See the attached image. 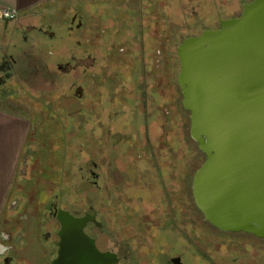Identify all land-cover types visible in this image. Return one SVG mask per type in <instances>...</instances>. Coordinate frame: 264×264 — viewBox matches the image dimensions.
I'll return each mask as SVG.
<instances>
[{
	"label": "flooded vegetation",
	"instance_id": "obj_1",
	"mask_svg": "<svg viewBox=\"0 0 264 264\" xmlns=\"http://www.w3.org/2000/svg\"><path fill=\"white\" fill-rule=\"evenodd\" d=\"M85 1L0 18V102L29 124L1 215L0 264H52L77 239L108 264H264V237L221 231L196 207L201 166L172 149L163 155L165 135L180 125L163 108V63L151 58L158 22L148 72L141 4L134 18L123 6L118 20Z\"/></svg>",
	"mask_w": 264,
	"mask_h": 264
},
{
	"label": "water",
	"instance_id": "obj_2",
	"mask_svg": "<svg viewBox=\"0 0 264 264\" xmlns=\"http://www.w3.org/2000/svg\"><path fill=\"white\" fill-rule=\"evenodd\" d=\"M218 26L177 48L182 107L205 156L193 196L213 227L264 237V0ZM74 241L52 264L108 262L91 240Z\"/></svg>",
	"mask_w": 264,
	"mask_h": 264
},
{
	"label": "rangeland",
	"instance_id": "obj_3",
	"mask_svg": "<svg viewBox=\"0 0 264 264\" xmlns=\"http://www.w3.org/2000/svg\"><path fill=\"white\" fill-rule=\"evenodd\" d=\"M251 1L252 0H112L111 2L113 4L108 6L104 5L106 0H89L84 2L86 3L85 8L88 11L94 12L98 5L107 11L109 17L117 18L118 20L122 16L121 14L123 11H121V9L123 6H126V14H130V17L134 18L137 14L135 8L139 3L142 7L141 12L144 13L142 16L143 23L148 26L156 21L158 22L156 28H158L159 34V38L157 39V50L159 54L156 55L155 52H153L151 58L154 60L159 56L157 58L158 65L163 63V67H157L158 70L156 71L157 74L161 73L160 75L162 77V86L165 93L163 108L165 112L168 113V116H173V120L176 121L177 119L180 125L178 131L173 130L165 135V138L168 137V139L164 145L163 155H168L167 152L172 149L174 155L182 158L181 161H183V159H185L186 162L188 159H190V161L193 160L196 169H198L204 161V155L199 151L197 144L190 138L189 115L182 107V94L176 85V77L179 72L176 48L186 39L199 36L203 31L217 28L220 20L238 17L243 10V6ZM65 2L66 0L62 3H55L47 7L52 8L61 4L63 5ZM132 26L133 35L141 36V32L139 28H136L134 21ZM154 28L155 26L153 25L152 27L151 25L149 35L146 30L142 32L144 42L146 43L144 44L146 51L144 59L149 64L148 66L146 65V70L148 72L154 68H152V64L150 63L151 58H149L150 56L148 55L151 53V50H155L154 45L156 40H154V37L156 33L153 31ZM56 32L63 34L64 30H59L57 28ZM151 99L153 98L151 97ZM0 106L27 117L24 111L14 107L13 104L4 105L0 102ZM153 134L155 136L154 123L152 122L149 136H153ZM77 136L78 135L75 137ZM83 137V154L89 156L91 159L94 150L93 136L90 132H86ZM90 159H87V161H90ZM80 160L85 161L84 158ZM180 166H182V164ZM64 183V185L70 186L72 181L67 179Z\"/></svg>",
	"mask_w": 264,
	"mask_h": 264
},
{
	"label": "crops",
	"instance_id": "obj_4",
	"mask_svg": "<svg viewBox=\"0 0 264 264\" xmlns=\"http://www.w3.org/2000/svg\"><path fill=\"white\" fill-rule=\"evenodd\" d=\"M63 1L65 0H0V9L15 10L21 14ZM28 130L27 117L0 106V219Z\"/></svg>",
	"mask_w": 264,
	"mask_h": 264
},
{
	"label": "built area",
	"instance_id": "obj_5",
	"mask_svg": "<svg viewBox=\"0 0 264 264\" xmlns=\"http://www.w3.org/2000/svg\"><path fill=\"white\" fill-rule=\"evenodd\" d=\"M18 14V12H16L15 10H10V9H0V18L2 19H6V18H12L14 16H16Z\"/></svg>",
	"mask_w": 264,
	"mask_h": 264
}]
</instances>
